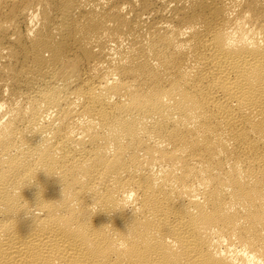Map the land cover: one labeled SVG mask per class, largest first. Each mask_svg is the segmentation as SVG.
I'll use <instances>...</instances> for the list:
<instances>
[{"label": "bare ground", "instance_id": "1", "mask_svg": "<svg viewBox=\"0 0 264 264\" xmlns=\"http://www.w3.org/2000/svg\"><path fill=\"white\" fill-rule=\"evenodd\" d=\"M0 264H264V0H0Z\"/></svg>", "mask_w": 264, "mask_h": 264}, {"label": "clouds", "instance_id": "2", "mask_svg": "<svg viewBox=\"0 0 264 264\" xmlns=\"http://www.w3.org/2000/svg\"><path fill=\"white\" fill-rule=\"evenodd\" d=\"M126 198H130V196H129V197H126ZM39 201H40V198H39ZM38 204H39V202H38ZM38 204H37V205H38ZM37 205H36V206H37ZM92 206L94 207L95 205H92ZM121 246H123V244H122Z\"/></svg>", "mask_w": 264, "mask_h": 264}]
</instances>
